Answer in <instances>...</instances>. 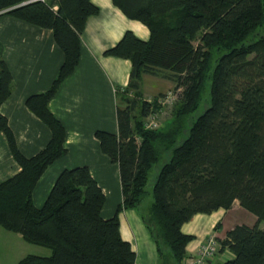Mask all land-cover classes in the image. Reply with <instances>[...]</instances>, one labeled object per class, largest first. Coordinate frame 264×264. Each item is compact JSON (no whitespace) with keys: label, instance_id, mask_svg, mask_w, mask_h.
Wrapping results in <instances>:
<instances>
[{"label":"trees","instance_id":"trees-1","mask_svg":"<svg viewBox=\"0 0 264 264\" xmlns=\"http://www.w3.org/2000/svg\"><path fill=\"white\" fill-rule=\"evenodd\" d=\"M109 2L144 26L148 37L143 41L125 31L103 52L130 65L126 86L117 92L116 135H93L117 166L121 193L114 215L103 220L104 196L86 167L59 172L39 209L30 198L45 168L66 152L64 129L47 103L74 71L85 20L98 8L90 0H0V15L49 30L62 53L49 87L24 100L50 133L45 146L23 157L0 115V133L19 167L0 181V228L49 252L16 264H135L133 250L118 233L122 209L138 212L159 264H165V254L182 264L192 236L180 226L193 215L228 210L234 201L257 223L235 226L216 240L218 252L233 255L221 264H264V229L258 227L264 222V0ZM160 73L173 83L177 102L166 126L145 130L144 119L159 109L158 96L143 100L139 83L142 75ZM11 87L0 56V104ZM205 90L206 106L192 119ZM158 162L145 204L148 172Z\"/></svg>","mask_w":264,"mask_h":264},{"label":"crops","instance_id":"crops-1","mask_svg":"<svg viewBox=\"0 0 264 264\" xmlns=\"http://www.w3.org/2000/svg\"><path fill=\"white\" fill-rule=\"evenodd\" d=\"M90 2L98 8V12L85 20L77 65L47 103L49 112L64 129L63 147L66 152L45 168L30 198L32 206L39 209L59 172L86 167L104 196L99 215L107 220L121 203L118 170L116 164L100 152L93 135L96 131L116 135L115 110L120 107L117 92L126 86L130 65L127 60L105 56L103 52L113 46L125 31L134 33L133 30H136L140 35L134 34L141 40L145 39V34L141 28L126 20L109 0ZM0 47L1 59L12 80L10 94L0 104V115L6 120L19 153L29 158L45 146L50 133L39 119L28 112L24 100L49 87L62 62V53L53 42L49 30L6 15H0ZM167 82L173 86L171 81ZM141 96L149 101L148 97ZM18 171L5 137L0 133V181L14 176ZM240 208L238 202L234 201L228 210L196 214L183 223L179 231L192 236V240L184 247L182 264L189 262L206 237L211 235L221 240L226 231L245 225L231 220V212ZM117 220L121 240L127 242L134 252V263L159 264L154 243L138 212L135 209H122L117 213ZM28 255L47 257L49 252L24 242L16 233L0 228V264H16ZM231 258L233 255L228 251L217 250L214 259L205 264H221ZM164 261L165 264H173L166 254Z\"/></svg>","mask_w":264,"mask_h":264},{"label":"rangeland","instance_id":"rangeland-1","mask_svg":"<svg viewBox=\"0 0 264 264\" xmlns=\"http://www.w3.org/2000/svg\"><path fill=\"white\" fill-rule=\"evenodd\" d=\"M126 20H128L129 22H132V24H135L136 26L141 28L145 34V39H147L148 32L144 26H142L137 21H133V20H129V19H126ZM133 31L137 36L140 35L136 30H133ZM130 32L136 38H138L132 31H130ZM193 45H195V43H193ZM162 74H164V73H160L156 77H152V76H148V75H142L141 81L139 84V91L144 97H146V98L148 97L147 99H149V100H151L157 96H158V99H161L165 95H167L168 93L173 95V97L171 98V101L168 104L160 106L159 109L155 112L156 122L161 126H166L171 120L172 110H173V108L177 102V96H176L177 93L173 91V86L169 82H167V79H165ZM156 91H160V92L156 93ZM127 97H128V99L131 100V99H133V94L131 93ZM206 99H207V91L205 90V92L203 94V101H201V103L199 104L196 111L192 114V119L195 118L199 113H201L203 111L204 107L206 106V102H205ZM189 122L190 121L187 120V122H186L187 126L189 125ZM160 165H161V162L154 164L148 172V179H147V183L145 186V191H146V195L144 198L145 204L150 199L151 186H152L153 180L156 176V173H157ZM230 216H233V219H231V220L243 223V224L250 226V227L255 226L257 223V218L242 208L238 209V211H236V212L235 211L231 212ZM228 220H230V219L228 218ZM258 227L260 229H264V222H260Z\"/></svg>","mask_w":264,"mask_h":264},{"label":"built area","instance_id":"built-area-1","mask_svg":"<svg viewBox=\"0 0 264 264\" xmlns=\"http://www.w3.org/2000/svg\"><path fill=\"white\" fill-rule=\"evenodd\" d=\"M172 97L173 95L168 93L163 98L158 99L156 103L159 107L166 105L171 101ZM155 115V113L150 114L144 119L143 128L145 130H157L162 127L156 122ZM217 250V241L213 236L210 235L198 245L196 251L193 254V257L188 260L189 262L187 264H205L207 262H211L216 256Z\"/></svg>","mask_w":264,"mask_h":264}]
</instances>
